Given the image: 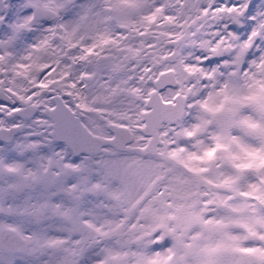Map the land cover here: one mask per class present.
I'll use <instances>...</instances> for the list:
<instances>
[{"label":"snow or ice","instance_id":"snow-or-ice-1","mask_svg":"<svg viewBox=\"0 0 264 264\" xmlns=\"http://www.w3.org/2000/svg\"><path fill=\"white\" fill-rule=\"evenodd\" d=\"M0 264H264V0H0Z\"/></svg>","mask_w":264,"mask_h":264},{"label":"rangeland","instance_id":"rangeland-1","mask_svg":"<svg viewBox=\"0 0 264 264\" xmlns=\"http://www.w3.org/2000/svg\"><path fill=\"white\" fill-rule=\"evenodd\" d=\"M243 107V106H242ZM245 118L248 116L253 115V113L251 112H244L242 114ZM190 126V125H189ZM169 131H171L169 129ZM232 136H235L237 138L238 142H242L245 144H249V143H253L252 138L247 137L244 135V133L239 129V128H233L232 131ZM172 135L174 136L175 133H172ZM160 138L162 140V145L161 147H166L168 146V144L170 143H174V141L169 140L167 143L165 142V138L163 133H161ZM201 139H204L205 142H207V137H201ZM232 151L235 152V146L232 147ZM157 163L155 165V168L158 172H160V176L158 177V179H162L164 175H166L171 169H175L176 170V175H184L186 177H189L193 182L191 184H189L187 187L189 189L188 191V195L190 197H194L197 195V193L199 192V194L201 196L204 195L203 191H200V189H204L207 190V183H205V180L208 181H212L213 183H218L219 180L221 178H227V177H236L239 176V179L237 181V184L235 186V191L232 193H224V195H231L233 197V199L230 201V203L233 206L236 207H244L247 206V215L251 216L253 215V211H252V205L254 204L253 201H245L243 198L239 197L237 195V193L239 191H246L248 190V185L252 184V183H256L258 177L255 176L252 173H236L232 168L228 167V166H224L222 168L218 169L219 172V178L217 175V168L213 173H208L203 177H193L191 173H188L185 169L181 168L179 166V164L176 161L173 160H167L164 161L161 158H159L158 160H156ZM164 165H167V167H164ZM163 168V171L161 172L160 170ZM157 180H153L152 185L149 186V188L147 190H145L141 196L139 197V199L135 200L134 203L132 205H130L129 207V212L131 213L133 210H135L139 203L149 194V192L151 191L152 187L158 182ZM163 191V189H162ZM208 191V190H207ZM210 192H214L217 194H220L221 190H218L216 188L209 190ZM132 196H135V192L131 193ZM167 196V193L165 194V197H161L159 194H157L156 197L153 198V202H157L160 201L162 199H165ZM142 211V210H141ZM243 213H238L237 215H241ZM233 231L235 232H240V229H233Z\"/></svg>","mask_w":264,"mask_h":264},{"label":"bare ground","instance_id":"bare-ground-1","mask_svg":"<svg viewBox=\"0 0 264 264\" xmlns=\"http://www.w3.org/2000/svg\"><path fill=\"white\" fill-rule=\"evenodd\" d=\"M176 174V173H175Z\"/></svg>","mask_w":264,"mask_h":264}]
</instances>
